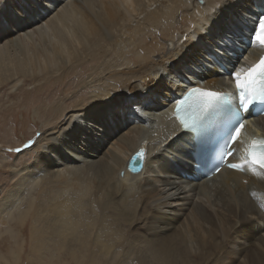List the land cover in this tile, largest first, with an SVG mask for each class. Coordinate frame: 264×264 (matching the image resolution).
<instances>
[{
    "label": "bare ground",
    "instance_id": "6f19581e",
    "mask_svg": "<svg viewBox=\"0 0 264 264\" xmlns=\"http://www.w3.org/2000/svg\"><path fill=\"white\" fill-rule=\"evenodd\" d=\"M21 2L0 0V18L5 21L0 30V85L10 82L16 87L28 78L33 88L43 87L51 77L63 79L86 63L91 64L94 75L89 74L88 81L82 79L86 86H94L88 100L74 104L69 111L60 100L52 105L61 119L54 120L40 136L49 148L47 153L54 154H47L49 159L60 160L63 168L52 170L45 155L39 153V175L43 181L63 188L53 189L54 196L62 199L50 214L41 209L23 213V219L31 218L32 236L38 232L35 225L44 222L36 233L38 245L43 246L48 234L59 239L62 235L76 239L81 234L80 240H86L89 230L82 231L79 224L93 206L99 218L107 211L110 222H125L135 231L154 225L161 232H172L168 236L163 233L166 237L162 240H141L138 236L127 241L124 251L109 240L111 233L118 238L117 233L100 226L95 231V245L101 255L109 256L103 257L101 264H111L110 258L113 264H188L189 252L199 250L206 230L200 227L202 234L193 233L192 238L187 223L203 221L208 225L215 218L225 222L230 213L236 223L249 228L253 244L264 248V211L260 205V199L264 201V169L244 163L243 173L221 168L206 181L184 180L181 172L190 165V159L176 150L187 149L191 135L182 131L173 114L175 100L190 87L227 91L229 79L234 77L224 76L214 65L215 59L200 60V55L208 50L227 65L236 61L226 52L236 53L233 46L238 39L249 40L254 35L253 13L259 11L261 0H47V12L42 14L43 19L36 17L38 23L9 25L8 21L20 15ZM224 3L232 5L227 14L237 13L243 18H237L232 35L215 47L220 35L216 25L206 34L201 28L202 36L192 33L199 32L200 26ZM83 6L86 12L81 10ZM261 53L262 49L251 43L241 60ZM192 60L197 63H190ZM185 64L188 70L177 75L175 69ZM169 65L173 72L168 71ZM148 89L156 93L149 107L133 106L134 114L110 125L105 135L90 144H79L75 150H53L74 121L88 120L94 102L113 95L134 97ZM252 125L245 127L240 139L231 145L239 152L236 154L235 149L228 160L244 161L240 160V146L244 151L245 142L251 143L248 135L264 137V116L255 118ZM139 148L145 151L141 174L131 182L126 179L128 173L119 178L118 172H125L127 159ZM74 190L78 193L77 206L71 205ZM74 211H78L80 220H74ZM231 223L230 226L234 224ZM256 251L251 248L248 256Z\"/></svg>",
    "mask_w": 264,
    "mask_h": 264
},
{
    "label": "rangeland",
    "instance_id": "374dc122",
    "mask_svg": "<svg viewBox=\"0 0 264 264\" xmlns=\"http://www.w3.org/2000/svg\"><path fill=\"white\" fill-rule=\"evenodd\" d=\"M81 10L86 12V7L85 9L81 7ZM90 65V63L80 65L63 79L51 77L53 79L50 78L43 87L33 88V83H30L32 80L28 78L19 83L17 88L11 86L13 84L10 82L0 85V264H101L103 257L109 256L101 255L95 245L97 241L94 237L95 231L100 226L107 231L113 230L117 233L118 238L112 237L111 233L109 240H114L113 246L124 251L128 247L127 241H134L138 236L141 240L145 238L162 240L172 233L161 232L160 228L154 225L136 231L131 226L129 229V225L125 222L120 225L110 222L107 211L99 218L92 206L89 209V216L81 217L82 222L79 224L82 231L89 230L86 240H80L81 234L76 239H67L63 235L59 239L48 234L46 242L41 246L38 245L36 233L42 229L44 222L35 225L38 232L33 233L32 236L31 218L28 216L23 219V213L35 209L50 214L49 211L62 199V196L59 198L54 196L53 189L62 190L63 187L43 181L39 175V170L42 169L39 164V153L45 155L52 170L63 168V165L59 164V158H57L59 162L49 159L48 155L54 154L47 153L49 148L40 140V136L54 120L61 119V116L51 108L52 105L60 100L69 111L74 104L87 101L93 94L94 86H86L83 82V80L88 81L91 76L94 77L91 75ZM127 155H130L129 150ZM64 162L69 163V160ZM68 163L67 165H70ZM89 186L93 193V183ZM72 195L71 205L77 206L79 202L77 191L74 190ZM260 200V205L264 206L263 199ZM73 214L74 220H80L78 211H74ZM232 215L233 213H230L228 218H225V222L213 219L215 221L211 222L213 225L208 222H204L208 225H203V221L187 223L192 238H195L196 233L197 236L202 234L199 232L201 228L206 230L205 239L201 242L199 250L196 253L189 252L188 264H264V248L253 244V240L249 237L250 230L245 227L246 225L239 230L233 228L240 222L236 223L231 219ZM230 221L234 223L231 226ZM128 229L132 232H128ZM242 240L245 242L242 243ZM251 248H257L256 254L248 256L247 252L250 255ZM19 252H21L20 256ZM12 253L16 254V258ZM110 260L113 264V260L111 258Z\"/></svg>",
    "mask_w": 264,
    "mask_h": 264
},
{
    "label": "snow or ice",
    "instance_id": "6c2138e0",
    "mask_svg": "<svg viewBox=\"0 0 264 264\" xmlns=\"http://www.w3.org/2000/svg\"><path fill=\"white\" fill-rule=\"evenodd\" d=\"M47 0H22L19 6L20 15L16 16L15 20L8 21L9 25L15 26L17 23L30 26L31 23H38L36 17L43 19V13L47 12ZM232 5L224 3L220 5L211 17L207 18L206 23L201 25L205 34L216 25L220 35L217 37L215 47H219L232 35V29L237 22V18L242 19L237 13L232 15L227 14V9ZM260 9L253 13L255 20L252 23L253 36L249 37V42L252 44H259L264 47V0L257 5ZM247 11V9H245ZM5 27V21L0 18V30ZM195 35V33H193ZM200 39L199 36L196 37ZM205 58L216 59L212 51L205 50L200 55V60ZM179 60V57H178ZM190 63H197L196 60ZM188 70V64L176 68L175 72L180 75L182 71ZM168 71L173 72L172 65L168 66ZM230 76H235L236 88L239 93V103L233 104L232 98L228 94L193 89L190 91L181 104L176 107V115L180 120V124L184 128H191L203 117L207 112L216 107V105L224 101L232 110V127L224 140L226 155H232L230 147L232 144L240 139V134L244 128L245 116L242 113L249 112L251 106L259 105L258 111L264 112V57H261L260 62L248 70L247 74L241 77L240 73H229ZM156 93L151 90L137 92L134 97H124L113 95L101 101L92 104L93 112L86 122L74 121L68 130L64 132V139H61L60 144L56 149L71 148L79 144H90L106 134L108 127L114 123L126 119L129 114H134V107L147 108L155 102ZM31 143V142H29ZM187 149H177L180 156H187L190 160L196 161V144L189 141ZM137 158H142V152L136 153ZM245 159V163L250 166H259L264 169V139L254 140L252 142L251 150ZM244 165L237 163H230L228 167L233 169L242 168ZM219 171V168L216 169ZM261 211H264V206H261ZM236 229L239 230L243 225L237 224Z\"/></svg>",
    "mask_w": 264,
    "mask_h": 264
},
{
    "label": "water",
    "instance_id": "95a60500",
    "mask_svg": "<svg viewBox=\"0 0 264 264\" xmlns=\"http://www.w3.org/2000/svg\"><path fill=\"white\" fill-rule=\"evenodd\" d=\"M172 47V45H171ZM170 47V48H171ZM142 152V158H137L136 153ZM145 159V151L143 148H139L137 151L133 152L131 156H129V159L125 163V172L124 171H119L118 172V177L121 178L124 173H128L127 175V181L131 182L138 177L142 170H143V162Z\"/></svg>",
    "mask_w": 264,
    "mask_h": 264
},
{
    "label": "flooded vegetation",
    "instance_id": "af4514ba",
    "mask_svg": "<svg viewBox=\"0 0 264 264\" xmlns=\"http://www.w3.org/2000/svg\"><path fill=\"white\" fill-rule=\"evenodd\" d=\"M195 34H198L199 36H202L203 34H202V32H201V26H200V28H199V32H194ZM193 34V33H192Z\"/></svg>",
    "mask_w": 264,
    "mask_h": 264
}]
</instances>
